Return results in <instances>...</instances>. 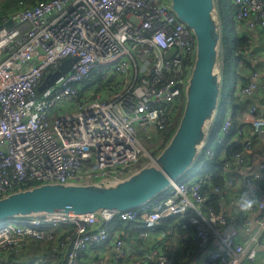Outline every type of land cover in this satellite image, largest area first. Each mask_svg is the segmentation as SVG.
<instances>
[{
  "label": "built area",
  "instance_id": "built-area-1",
  "mask_svg": "<svg viewBox=\"0 0 264 264\" xmlns=\"http://www.w3.org/2000/svg\"><path fill=\"white\" fill-rule=\"evenodd\" d=\"M232 1L237 19L260 30L264 40V0ZM0 25V198L44 183L116 181L153 158L147 147L157 131L181 115L196 51L193 31L170 0L42 1L10 13ZM73 57L55 85L40 92L46 75ZM250 60L258 70L234 93L241 102L250 100L239 108L242 127L233 137L245 139L244 150L223 155V168L234 173L224 191L211 182L213 173L202 176L200 159L216 156L230 136L232 107L216 126L218 110L193 176L125 212L4 221L0 254L10 257L8 251L30 238H54L51 229L71 223L76 234L66 264H83L84 253L92 264H177L170 243L178 233L159 226L189 215L182 234L192 228L194 244L181 239L175 256L191 252L188 264H264V48H255ZM101 85L106 90L98 92ZM205 188L222 195L218 207L210 205ZM117 220L131 222L130 230L111 234L109 224ZM130 234L149 243L133 248L123 240Z\"/></svg>",
  "mask_w": 264,
  "mask_h": 264
},
{
  "label": "water",
  "instance_id": "water-1",
  "mask_svg": "<svg viewBox=\"0 0 264 264\" xmlns=\"http://www.w3.org/2000/svg\"><path fill=\"white\" fill-rule=\"evenodd\" d=\"M170 3L177 17L193 31L196 51L180 120L166 145L136 172L116 181L44 183L10 192L0 198V223L46 214L125 212L158 198L194 167L210 138L223 92V75L218 70L223 28L217 0ZM5 26L11 27L12 22ZM76 59L65 60L58 69L61 74Z\"/></svg>",
  "mask_w": 264,
  "mask_h": 264
},
{
  "label": "trees",
  "instance_id": "trees-1",
  "mask_svg": "<svg viewBox=\"0 0 264 264\" xmlns=\"http://www.w3.org/2000/svg\"><path fill=\"white\" fill-rule=\"evenodd\" d=\"M0 6V22L3 18L10 13L20 10L21 8L30 7L38 2L49 1V0H1ZM5 1V2H4ZM15 5V7H14ZM217 6L220 12V18L222 22V40H221V54L220 61L223 65V92L219 105V115L217 117L216 126H219L223 123L225 116L227 115L228 107H232L234 110V125L231 128L230 136L227 137L222 144H220L216 149L217 153L211 159H206L205 155L201 156L200 160H205V166L201 171L202 176H206L207 173H213L212 183L213 185H218L222 191L226 189V178L234 173L227 171L223 168V155L231 157L236 152H241L244 150L245 139L241 136L233 138L237 134L238 130L242 127L238 120L239 108L243 105H248L250 100L246 102H241L234 97L236 88L248 80L249 73L255 70H258V65L253 63L250 60L251 52L256 50L259 52L263 49H259L255 44V32H259L261 36V31L255 28H247L248 24L243 20H238L236 17L237 8L234 5L232 0H217ZM14 7V9H12ZM12 9V10H11ZM10 10V11H9ZM254 48V49H253ZM264 48V47H262ZM233 70L234 79L231 81L229 76ZM228 95H231L232 98L227 102ZM180 116L171 117V123L164 130H159L156 133V137L159 140V151H155V156L161 151V149L166 145L171 136L173 135ZM217 132H214L211 136V141L217 135ZM149 160L145 159L142 162L147 163ZM195 168L193 167L188 173V176H193L195 173ZM204 193L208 194L210 197V205L218 207V201L222 198L221 194H213L212 191L208 188L203 190ZM175 219L165 220L159 229L171 231L172 233L176 231L183 232V225L188 221L189 215L184 217H173ZM132 223L126 221H113L109 224V229L111 234L115 233L118 235H123V231L131 228ZM190 231L192 228L189 229ZM52 231L55 235L54 238H30L29 241L20 243L19 247L16 250L8 251L12 254L10 257L16 258L17 256H27L32 252V247L34 245L39 246L41 250V255L51 254L55 256L57 264H66L67 261V251L71 246V240L76 234V226L71 223H60L59 228H53ZM124 238V239H123ZM122 239L125 240L133 248L138 249L143 247L149 242L146 240H133V234L130 236H124ZM177 258H182L176 256ZM83 260V264H92L93 258H89L88 253H84L80 257ZM179 264L177 259H173Z\"/></svg>",
  "mask_w": 264,
  "mask_h": 264
},
{
  "label": "crops",
  "instance_id": "crops-1",
  "mask_svg": "<svg viewBox=\"0 0 264 264\" xmlns=\"http://www.w3.org/2000/svg\"><path fill=\"white\" fill-rule=\"evenodd\" d=\"M248 28V26H247ZM255 32V44L257 45V47L259 49H263L262 47H264V40L263 38H261L259 32ZM241 187H242V191L243 193L245 192V194L248 192L249 188H246L243 185V182H241ZM247 191V192H246ZM239 201H243L242 197H239L238 199ZM130 230L127 229L125 231H123V233L128 232ZM178 233L177 239L174 241H171L170 243V249H171V256L172 259H177L178 262L180 264H188V262L192 259V253H188L186 255V253L184 252V255H186L183 258H177L175 256V252L174 250L177 248L178 246V241H180L181 239H184V241L187 243L188 246H190V248H192V245L194 244V238L192 237V232H187L184 235L182 234L181 231H176ZM163 243L167 244V240H164ZM39 246L41 245H34L32 247V252H30L27 256H17L16 258H12V257H5L4 255L0 254V264H29L32 261L35 260H43L45 263L44 264H55L56 259L55 256L49 254H45V255H41V250L39 248ZM111 252L109 251L107 253V255L104 257L105 260H107V258L110 256Z\"/></svg>",
  "mask_w": 264,
  "mask_h": 264
},
{
  "label": "rangeland",
  "instance_id": "rangeland-1",
  "mask_svg": "<svg viewBox=\"0 0 264 264\" xmlns=\"http://www.w3.org/2000/svg\"><path fill=\"white\" fill-rule=\"evenodd\" d=\"M5 2V1H4ZM1 3H2V1L0 0V6H1ZM2 7V11L1 12H3L4 11V9H3V6H1ZM14 7H15V5H14ZM14 7L12 8V9H14ZM11 9V10H12ZM10 11V10H9ZM261 38H262V35H261ZM223 69V65H222V63L221 62H219V64H218V70L222 73V70ZM233 70H231V74H230V76H229V79L232 81L233 79H234V75H233ZM61 76H62V74H61V72L59 71V70H56V71H51V72H49L47 75H46V77H45V79L43 80V82H42V84L39 86V91L40 92H45L46 90H48L50 87H52V86H54L55 85V83L61 78ZM104 90H106V88H105V86L104 85H101L100 86V89L98 90V92H102V91H104ZM232 98V96L231 95H228V99H231ZM178 116V112L176 113V116L175 117H177ZM158 143H159V140L158 139H153V142H151L150 143V146H148L147 147V150H148V152H152V156L153 157H155V151L157 150V151H159V146H158ZM148 163V162H147ZM19 190V189H18ZM74 225H76V224H74ZM55 264H57V262H55Z\"/></svg>",
  "mask_w": 264,
  "mask_h": 264
},
{
  "label": "clouds",
  "instance_id": "clouds-1",
  "mask_svg": "<svg viewBox=\"0 0 264 264\" xmlns=\"http://www.w3.org/2000/svg\"><path fill=\"white\" fill-rule=\"evenodd\" d=\"M229 101H230V99L227 98V102H229ZM188 174H189V173H187V174H186L181 180H183L184 178L189 177ZM1 223H2V222H1Z\"/></svg>",
  "mask_w": 264,
  "mask_h": 264
}]
</instances>
